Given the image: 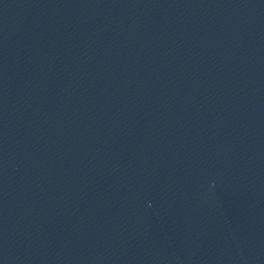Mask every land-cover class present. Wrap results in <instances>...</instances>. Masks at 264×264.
Masks as SVG:
<instances>
[{
    "label": "water",
    "instance_id": "1",
    "mask_svg": "<svg viewBox=\"0 0 264 264\" xmlns=\"http://www.w3.org/2000/svg\"><path fill=\"white\" fill-rule=\"evenodd\" d=\"M199 142L264 219V0H109Z\"/></svg>",
    "mask_w": 264,
    "mask_h": 264
}]
</instances>
